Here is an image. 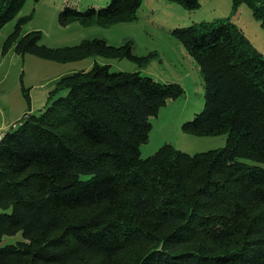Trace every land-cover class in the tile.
<instances>
[{
	"label": "trees",
	"instance_id": "16d2710c",
	"mask_svg": "<svg viewBox=\"0 0 264 264\" xmlns=\"http://www.w3.org/2000/svg\"><path fill=\"white\" fill-rule=\"evenodd\" d=\"M24 1L0 0V28ZM142 1L84 10L66 3L57 20L109 26L136 19ZM232 2H245L264 27V0ZM30 18L17 17L2 53L94 62L60 76L46 105L28 107L0 142V209H10L0 213V264H264V167L241 160L264 162V57L241 29L217 19L171 31L204 86L203 109L181 128L224 133L225 145L189 154L166 143L141 157L150 117L182 86L95 60L144 65L149 56L134 54L130 39L48 47L38 30L20 36ZM17 233L21 240L2 245Z\"/></svg>",
	"mask_w": 264,
	"mask_h": 264
},
{
	"label": "rangeland",
	"instance_id": "374dc122",
	"mask_svg": "<svg viewBox=\"0 0 264 264\" xmlns=\"http://www.w3.org/2000/svg\"><path fill=\"white\" fill-rule=\"evenodd\" d=\"M108 2L109 0H25L16 16L0 28V39L4 41L12 32L18 16L28 14L31 18L21 26L20 36L38 30L41 33L40 43L48 47L71 46L88 37H102L112 45H120L130 39L134 54L149 56L144 65L140 66L128 58L96 59L99 63L110 64L111 70L140 71L141 74L160 82H177L184 90L181 96L168 100L166 105L161 106L156 116L150 117L151 129L147 141L140 146V156L151 155L166 143L189 154L223 147L226 140L224 133L195 135L186 133L181 128L183 122L193 119L194 115L203 109L204 86L197 63L171 31L173 28L200 21L228 19L241 29L253 47L264 57V27L248 5L241 2L233 8L232 0H199L196 8L187 9L176 1L143 0L137 10V18L131 21L116 22L109 26H83L77 22L61 26L58 23V11L66 3L84 10L90 6L104 7ZM1 44L0 120L7 109H10V117L13 118L14 112L22 113L29 107L24 97L26 93L28 96L33 94L36 107L46 103L60 76L89 69L94 62V57L58 62L29 52L21 56L14 52L12 47L1 53ZM65 93V90L60 91L56 96ZM13 123L16 124L17 120ZM241 160L264 167V162H254L247 158ZM9 211L10 209H0V213ZM21 239L20 233L7 236L2 245Z\"/></svg>",
	"mask_w": 264,
	"mask_h": 264
},
{
	"label": "crops",
	"instance_id": "0c3cea01",
	"mask_svg": "<svg viewBox=\"0 0 264 264\" xmlns=\"http://www.w3.org/2000/svg\"><path fill=\"white\" fill-rule=\"evenodd\" d=\"M1 43H3V41H2V39H0V44ZM2 45V44H1ZM10 51H11V49H10ZM9 51V52H10ZM2 53V52H1ZM90 58H92V57H90ZM94 59V58H93ZM95 60L96 61H98L99 62V60H97L96 58H95ZM93 64V63H92ZM47 90H48V88H46ZM30 96V95H29ZM30 100H31V105L29 106V108H30V110L32 111V112H34V111H36V110H39V109H41V108H43L45 105H46V103H47V101H46V103H44V104H42L41 103V105H38V107H36L37 105H34L35 104V98H34V96H33V94L30 96ZM42 100H44V97H42ZM35 108H38V109H35ZM33 109V110H32ZM35 109V110H34ZM28 110V108L25 110V111H23L22 113L21 112H14L13 114H14V116H13V118H11L10 117V109H7V111L5 112H3L4 114L1 116L2 117V119L0 120V125H3V126H8L9 124H11V123H13V122H15L16 120H18L26 111Z\"/></svg>",
	"mask_w": 264,
	"mask_h": 264
},
{
	"label": "built area",
	"instance_id": "2783aa9c",
	"mask_svg": "<svg viewBox=\"0 0 264 264\" xmlns=\"http://www.w3.org/2000/svg\"><path fill=\"white\" fill-rule=\"evenodd\" d=\"M16 124L11 123L8 126H3L0 125V142L2 141V139L4 138L5 132L7 131V129H9L10 127H14Z\"/></svg>",
	"mask_w": 264,
	"mask_h": 264
}]
</instances>
